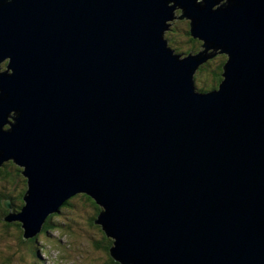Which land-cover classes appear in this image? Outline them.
I'll use <instances>...</instances> for the list:
<instances>
[{
    "label": "water",
    "instance_id": "95a60500",
    "mask_svg": "<svg viewBox=\"0 0 264 264\" xmlns=\"http://www.w3.org/2000/svg\"><path fill=\"white\" fill-rule=\"evenodd\" d=\"M171 19L204 50L174 54ZM208 49L227 60L202 93ZM6 60L23 238L83 194L119 264H264V0H0Z\"/></svg>",
    "mask_w": 264,
    "mask_h": 264
},
{
    "label": "rangeland",
    "instance_id": "374dc122",
    "mask_svg": "<svg viewBox=\"0 0 264 264\" xmlns=\"http://www.w3.org/2000/svg\"><path fill=\"white\" fill-rule=\"evenodd\" d=\"M176 15L180 16L181 14L180 12H177ZM186 22L188 21L178 20L176 22H173L174 24H172L171 21L169 23L167 22L169 25L168 28L170 30L171 29L175 30L171 34L169 29L164 33L165 38L168 39V46L174 51L175 54L181 55L186 50L193 49L192 46L190 45L183 47L182 46L179 47L178 45V43L181 44V42H187L186 38L179 36L178 33H176L177 28H182L183 34L186 32L187 29L189 30V27H186L187 25ZM182 23H186V24H182ZM175 27L177 28L175 29ZM196 48H197L196 50L197 53H200L204 50V48L200 46H197ZM218 56H216L213 60H211V57L207 59L209 65L206 69L212 67L211 64L213 61L214 63H216V59H218ZM4 65H5L4 63L0 65L1 71H4L2 70ZM204 82L205 81H203L202 84H204ZM197 83L198 81L195 83V85H197ZM3 128L6 129L8 128V126H4ZM12 172L15 171L12 170ZM0 185L6 186V184H0ZM13 188H14L13 193L17 196L22 189L24 188L26 189L25 180L22 179L21 177H16L15 185L12 187V189ZM80 199H82L80 196L71 199L69 205L72 208H68L67 210L62 211L59 214L60 217L58 218L53 217L54 218L53 221L56 223L58 227H56L54 231L50 232L51 234L49 233L50 234L49 238L47 239L43 238V242H42L43 244L42 243L41 245L39 244L40 249H42L41 247L43 246L47 249L46 253L37 254L35 257L31 255L33 259L30 261H29V256L21 259V255L23 254L22 251L16 254L15 243H18V246L20 245L18 241L19 239L18 227H16L17 221H15L10 226V228H8L9 224L2 221V219L7 216L5 215L4 217H0L1 259L3 260L2 253L8 249L7 247L10 246L13 252V256L15 255V257H13L15 264H109L107 263V254L105 253V251L102 249H98L94 246L95 242L100 241L102 238L98 235V233L90 229V227L88 226V218L89 216H91L92 212L87 205L81 203ZM4 211L5 209L2 207L1 214H3ZM22 246L26 247V249L30 248L29 245L26 243H22ZM38 248L39 246H36V250H38ZM2 260L0 261V264H3Z\"/></svg>",
    "mask_w": 264,
    "mask_h": 264
},
{
    "label": "trees",
    "instance_id": "16d2710c",
    "mask_svg": "<svg viewBox=\"0 0 264 264\" xmlns=\"http://www.w3.org/2000/svg\"><path fill=\"white\" fill-rule=\"evenodd\" d=\"M187 25L186 27H189V22H186ZM186 23H182V24H186ZM180 25V23H179ZM177 27H175L176 29ZM175 30L171 29L170 30V34L172 32H174ZM182 28H177L176 29V33H178L179 36H182L184 38H186L187 42H181L178 43L179 47L180 46H192V48L195 51V48L197 46L203 47V43L201 41H197V39L195 40L189 33V30L187 29L186 32L183 34L182 33ZM183 34V35H182ZM176 50V48H175ZM190 51V50H189ZM215 54L213 52H207L206 53V57H213ZM225 55H219L218 59H216V63H214V61L212 62L211 66L209 67V69H206L208 67V62L207 63H203L202 65H200L194 75V79L196 80V82L198 81L196 88L198 92H205L208 90L214 91L218 89L219 84L222 82L223 78H222V74H223V70L222 67L224 66V64L226 63V57H224ZM214 59V58H213ZM211 59V60H213ZM5 67L3 66L2 70H4ZM204 82V84H202ZM195 82V83H196ZM202 84V85H201ZM12 170H14L15 172H12ZM16 177H21L22 179L23 176L21 175V169L17 166H15L12 162H7L5 164H3V166L0 168V184H6V186L0 185V217H4L5 215L8 214L9 210L5 209V207L3 206V201L5 200H9L12 206V211L13 213L19 212L21 207L23 206V202H22V196L24 194V192L26 191V189H22L21 192L16 196L13 192H14V188L12 189V187L15 185V181H16ZM25 180V179H24ZM23 181V180H22ZM25 187H26V181H25ZM11 190V191H10ZM8 191V192H7ZM80 196L82 199L81 203H83L84 205H87L92 214L91 216H89L88 218V226L90 227V229H92L93 231H95L96 233H98V235L102 238L100 241L95 242V247L98 249H102L105 251V253L107 254V263L109 264H118L116 263V261H114L110 255H109V249L111 247V241L110 239H108L104 232L101 230L100 226L97 225L95 222L98 218V215L101 211V208L98 207L93 200H91L89 197H87L86 195H76ZM75 196L68 199L67 201H65L62 206H60L59 210L57 213H53L52 215L48 216L46 221L44 222L42 229L40 231V233L28 240H24L21 236H22V230H20V224L17 222L16 227H18V241H19V246L18 243H15L16 245V254H18V252L22 251L23 254L21 255V259L26 258L29 256V261L32 260L33 258L31 257V255L33 257H35L37 254H45L46 253V248L43 246L41 247L42 249H40V245L43 242V238L47 239L50 237V232L54 231L56 229V227H58L56 225V223L53 221L55 217H60V213L64 210H67L68 208H72L70 207L69 203L71 201V199L76 198ZM4 208L5 211L3 214H1V208ZM58 214V215H57ZM54 217V218H53ZM7 224H9V227L14 223V222H6ZM67 224V223H66ZM65 224V225H66ZM67 226V225H66ZM50 233V234H49ZM49 235V236H48ZM7 237V236H6ZM23 241H22V239ZM52 242V241H51ZM22 243H26L29 245L30 248L26 249V247L22 246ZM40 244V245H39ZM43 244V243H42ZM36 246H39L38 250H36ZM8 249L6 251H4L3 254V260L1 259V253H0V261L2 260L3 264H15L13 257H15V255L13 256V252L9 247H7ZM35 248V249H34ZM40 249V250H39ZM27 255V256H26Z\"/></svg>",
    "mask_w": 264,
    "mask_h": 264
},
{
    "label": "bare ground",
    "instance_id": "6f19581e",
    "mask_svg": "<svg viewBox=\"0 0 264 264\" xmlns=\"http://www.w3.org/2000/svg\"><path fill=\"white\" fill-rule=\"evenodd\" d=\"M200 1V0H199ZM175 14L174 15H176L177 14V12H180V14H181V9H175ZM173 18H177V17H179V15L177 16H172ZM178 20H181V19H171V22H172V24H174L173 22H176V21H178ZM183 20H185V21H188V22H190V20H187V19H183ZM170 21H168V23H169ZM169 29V28H168ZM167 29V30H168ZM170 30V29H169ZM211 49H208L207 50V52H209ZM217 52V51H216ZM216 56H218V55H214L212 58H215ZM5 65H4V67H5V69H4V71L6 70V66H7V60L6 61H4L3 62ZM203 63H207L206 61H203ZM0 71H1V68H0ZM13 115V112H9V116H12ZM8 120H9V122H11L12 123V119L11 118H7ZM13 124V123H12ZM7 162H12L13 163V161L12 160H6V161H4L3 163H1L0 164V168L3 166V164H5V163H7ZM15 166H17L15 163H13ZM18 167V166H17ZM21 173H22V171H21ZM22 175V174H21ZM23 176V175H22ZM23 178H24V176H23ZM25 179V178H24ZM26 180V179H25ZM26 190H27V186H26ZM26 192V191H25ZM25 192H24V194H25ZM24 194H23V196H24ZM79 195H82V194H79ZM23 196H22V198H23ZM88 197V196H87ZM22 202H23V205H24V201L22 200ZM3 206L5 207V209H8L9 210V212H8V214L6 215V216H9V215H16V214H18L20 211H21V209H22V207H21V209H20V211L19 212H16V213H13V211H12V207L10 206V204H9V202L8 201H5L4 203H3ZM60 208V207H59ZM59 208H58V210H59ZM50 216V215H49ZM46 220V219H45ZM11 222H15V221H11ZM45 222V221H44ZM10 223V222H9ZM19 223V222H18ZM20 224V223H19ZM44 224V223H43ZM43 226V225H42ZM42 226H41V229H42ZM20 228H21V224H20ZM41 229H40V231H41ZM21 230H22V228H21ZM40 231L38 232V233H40ZM37 233V234H38ZM36 234V235H37ZM36 235H34L33 237H35ZM22 236H23V230H22ZM33 237H30V238H27V239H25V238H23L24 240H28V239H31V238H33Z\"/></svg>",
    "mask_w": 264,
    "mask_h": 264
},
{
    "label": "clouds",
    "instance_id": "9594fccd",
    "mask_svg": "<svg viewBox=\"0 0 264 264\" xmlns=\"http://www.w3.org/2000/svg\"><path fill=\"white\" fill-rule=\"evenodd\" d=\"M190 23V22H189ZM195 40L197 39V41H201L202 43H203V41L202 40H200V39H198V38H194ZM172 50V49H171ZM190 50V51H189ZM189 50H186L183 54H181V55H183V56H185V55H187V54H189V53H193V54H196L197 52H196V50H197V48H195V51H194V49H189ZM173 51V50H172ZM217 51V52H216ZM215 51V53H218V52H220V49H217ZM210 52H212V50H210ZM173 53H174V51H173ZM207 53V51L205 52V54ZM175 54V53H174ZM176 55H180V54H176ZM218 55H220V54H218ZM221 55H225V54H221ZM225 57H226V55H225ZM211 59H213V58H211ZM226 60H227V57H226ZM206 62H208L207 61V59H206ZM202 64H203V62H202ZM201 65V63L198 65V67ZM198 67H197V69H198ZM197 71V70H196ZM196 73V72H195ZM195 75V74H194ZM194 82H196V80L194 79ZM208 91H211V90H208ZM208 91H205V92H208ZM111 240V239H110ZM111 246H112V240H111ZM111 248V247H110Z\"/></svg>",
    "mask_w": 264,
    "mask_h": 264
},
{
    "label": "flooded vegetation",
    "instance_id": "af4514ba",
    "mask_svg": "<svg viewBox=\"0 0 264 264\" xmlns=\"http://www.w3.org/2000/svg\"><path fill=\"white\" fill-rule=\"evenodd\" d=\"M5 201H8V202H9V204H10V206H11V203H10V201H9V200H5ZM5 201H3L2 203H4Z\"/></svg>",
    "mask_w": 264,
    "mask_h": 264
}]
</instances>
